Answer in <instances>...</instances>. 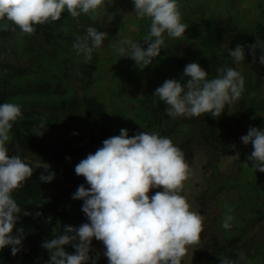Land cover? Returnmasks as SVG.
Masks as SVG:
<instances>
[{
  "label": "trees",
  "instance_id": "1",
  "mask_svg": "<svg viewBox=\"0 0 264 264\" xmlns=\"http://www.w3.org/2000/svg\"><path fill=\"white\" fill-rule=\"evenodd\" d=\"M122 2L127 4L128 0ZM178 2L182 22L188 28L178 39L165 34L166 47L151 65L141 68L133 60L127 66L126 70L133 73V97L130 98L141 100L139 95L143 91V100L146 99L156 112L155 126L149 132L170 137L192 125L189 139L196 140L213 160L204 166L206 186L201 192L204 199H213L212 195L224 187L238 194L236 203L222 202L225 210L236 214L230 229L222 227L220 215L204 220L202 245L195 250L194 264H220V255L237 259L240 250L251 264H264V172L255 171L254 162L248 160L252 146L232 142L229 129L225 128L230 120L238 128L264 129V64L258 62L260 50L253 63L254 57L248 48L257 43L258 37L264 40V0ZM96 21L97 12L73 19L65 11L59 21L36 26L37 31L31 36L22 34L19 29L12 32L0 28V103L13 102L22 106V115L11 129L12 140L7 147L10 156L19 154L34 169L24 188L13 194L22 210L31 213L25 216L22 211L14 229V232L24 229L23 247L15 256L11 254V246L0 250V264H47L50 253L42 243L61 234L64 226L79 227L88 222L82 211L83 200L72 198L79 185H88L84 177L76 175L75 167L68 161L94 153L105 139L120 134V130L115 129L116 123L112 130L101 126V121L111 118L109 106L94 91L108 64L101 57L102 47L94 50L93 59L87 63L72 47L76 37L84 34L86 26L97 27ZM139 33L142 35L141 31ZM140 43L144 45L143 40ZM238 44L244 45L246 52L239 66L229 55V49ZM103 48L104 52L108 50L107 46ZM112 52H115L114 47L113 51H107ZM192 62L199 63L209 73V78L216 76L219 67L236 68L245 78L241 99L226 106L218 118L211 114L172 118L166 114L167 106L154 94L167 79L186 83L190 77L184 76V68ZM122 68L119 60L115 70ZM139 79H145L146 83L142 85ZM125 109H121L123 117ZM41 121H45L47 127L43 135L38 136L33 133V127ZM121 124L120 129L127 128L132 136L133 131L136 134L145 131V126L135 120ZM165 124L170 126L169 130ZM177 146L181 148L180 144ZM231 149L235 153L234 162L228 171H222L219 158ZM51 160L62 163V169L50 164ZM44 166H49L48 171L56 174L51 182L40 180ZM250 177L255 187L250 185ZM92 249V257L100 253L96 264H108L101 241L93 239ZM65 250L75 252L71 244L66 245Z\"/></svg>",
  "mask_w": 264,
  "mask_h": 264
},
{
  "label": "clouds",
  "instance_id": "2",
  "mask_svg": "<svg viewBox=\"0 0 264 264\" xmlns=\"http://www.w3.org/2000/svg\"><path fill=\"white\" fill-rule=\"evenodd\" d=\"M115 0H0V28L22 34L34 35L38 25L59 21L67 11L73 19L90 15ZM134 14L150 21L143 41L131 37L120 41L115 48L120 57H130L145 68L165 48V34L181 38L188 26L182 22L178 0H133ZM126 19V17H124ZM108 32L86 26L84 34L77 36L72 47L84 62L93 59L95 49L100 48ZM253 63L259 49V62L264 64V40L248 45ZM233 61L245 60V46L238 44L229 49ZM216 76L196 62L184 68L185 82L167 79L154 94L167 106L166 114L172 118L200 117L211 114L218 118L224 109L239 101L245 91V78L233 67H219ZM22 115L18 103H0V250L11 246V254L17 255L23 247L24 229L14 232L20 214L31 215L14 198V193L24 188L33 176V167L19 154L9 155L7 145L14 123ZM46 122L34 125L33 133L43 135ZM244 145H251L248 156L252 168L264 172V129L250 127L241 137ZM239 156V153H237ZM70 159V157H69ZM41 173L42 182H51L55 172ZM75 173L84 177L88 187L78 186L72 198L83 200L82 211L88 222L79 227L64 226L61 234L45 240L42 247L50 253L47 264H96L100 253L90 255L93 239L101 241L103 255L108 264H182L189 250L201 241L205 216L193 210L184 192L185 182L192 175V168L185 152L167 136L159 132L142 131L129 136L127 128L120 134L102 142V147L89 153L75 165ZM152 189H162L150 195ZM40 215V213H36ZM234 216L229 212L223 218L222 227L230 229ZM72 245L74 253L65 250ZM238 258L220 255V264H251L240 250Z\"/></svg>",
  "mask_w": 264,
  "mask_h": 264
},
{
  "label": "rangeland",
  "instance_id": "3",
  "mask_svg": "<svg viewBox=\"0 0 264 264\" xmlns=\"http://www.w3.org/2000/svg\"><path fill=\"white\" fill-rule=\"evenodd\" d=\"M122 1L123 0H115L114 4L106 3V5L102 8V10L101 9H99V11L97 10V21H96L97 29L99 31L108 32V37L101 46L103 50V52L101 53V57H104V63L105 61H108V64L107 65L105 64L103 68L104 69L103 76L97 75V77L99 76V79L102 81H109L110 84L112 85V89L110 90L113 91V96L102 98V101L107 103L106 100H108L110 103L115 104V106L116 105L119 106V109L117 110L116 114L122 119L121 121L119 119V121L122 122L121 125L123 124L127 125L128 123L133 122L135 120L136 122H140L141 125L145 126V131L149 132L155 126L154 121L157 120L156 112L152 107H150L146 99L143 100L145 98V94L142 95L144 93L143 91H141V95H139V99L141 100H138L137 98H130L133 97L131 95L132 92L131 80L133 79V73L130 70H126V68L127 66H130L133 63L132 62L133 60L130 57H120V56L116 57V51L112 53H107V51H113V47L115 49L116 47L119 46L120 43H118L119 40L117 39L119 38L117 36L123 34L127 38L131 36L132 33H136L138 28H141L142 22L148 25L150 23V22L146 23L145 21L140 22L139 18L135 16L133 0H128L127 4L123 3ZM252 11H255V9H252ZM124 17H126V19H124ZM104 18H106V20H104ZM147 28L144 29L145 32H147L146 31ZM132 39L134 40V38ZM111 42L112 44H110ZM104 46H107L108 48L106 52H104L105 50L103 48ZM119 60L122 61L123 68L121 70L120 69L115 70V65L116 63H119ZM239 65L240 63H238V66ZM114 71L117 72L115 73ZM140 79H139L140 83L144 85L146 83L145 79L144 80H140ZM124 82H127L125 86H124ZM123 89H127V90H124L123 92L122 91ZM155 106H157L156 103ZM125 108H128V110H126ZM121 109L126 110L125 117L122 116ZM116 126L120 127V125H116ZM165 126L166 129L169 130L170 126L168 124H165ZM225 128L229 129L228 133L232 137V142H237V143L239 142L242 143L241 137L243 135H246L249 130V127L238 128V126L235 123H231L230 120L227 122V125H225ZM192 129L193 127L192 125H190L188 127H185L184 130H182L180 133L174 132V134H172L169 137L173 140V142L176 145L179 144L181 145L182 150L185 152L186 159L192 168V175L185 182L184 192L182 194L187 195L189 202L192 204L193 210L200 212L202 215L205 216V219H209V218L212 219V217H215L216 215H220L223 219L224 216L228 214L230 211L225 210V208L222 206L223 205L222 202L224 200L227 201L231 200L233 203H236V201H238L239 198L238 194L231 193L226 187H224L221 188L220 191L214 193L212 195L213 199L211 200L204 199L201 196V192L204 190L206 186L205 178H204V174H205L204 166L205 164L212 163L213 160H210L209 156L206 154L205 149L201 145H199L196 140L189 139ZM133 132L134 135H136L135 131ZM132 134L133 133L131 132V135L129 134V136H132ZM244 146H248V145H244ZM84 158H86V156H77L71 158L68 161V164L70 166L75 167V165ZM234 159H235L234 150L231 149L227 152H223L219 158L220 169L222 171H228L229 170L228 168L230 165L233 164ZM49 163L53 165L55 164L61 169L63 167L62 163L57 164L53 160H51ZM249 181L252 187L256 186V183L253 181V178L250 177ZM156 191H162V189H152L150 195L155 194ZM232 215L234 216V219H236V214L233 213ZM232 222H233L232 224L235 223L234 220ZM201 245H202V237L200 243L198 245L193 246L189 250L188 255L184 258V264H194V260L196 256L195 250Z\"/></svg>",
  "mask_w": 264,
  "mask_h": 264
},
{
  "label": "crops",
  "instance_id": "4",
  "mask_svg": "<svg viewBox=\"0 0 264 264\" xmlns=\"http://www.w3.org/2000/svg\"><path fill=\"white\" fill-rule=\"evenodd\" d=\"M139 21L140 22L145 21L146 23L149 22V20L147 18H145V19H139ZM142 26H143V28H142ZM142 26H141V28H138L137 29V32L136 33H132L131 34L132 37L129 36L131 38H134L135 42H140V41L142 42L144 36L148 32V28L147 27H149V25L142 22ZM146 28H147V30H146L147 32L144 31V29H146ZM140 31L142 32V35L139 33ZM117 37L119 38V39H117V40H119L118 43H120L121 40H123V39L126 38L123 34H120ZM145 47H147V46H145ZM97 84H96L97 87L94 88L95 89L94 91H95V93L97 95L101 96V98H106V97H109V96H113V93L110 92L111 91L110 89H112V85L110 84L109 81H102V82H100V80H99L97 82ZM126 84H127V82H124V86ZM124 90H127V89H124ZM106 101H107L106 104L109 106V111H110V114H111V118L108 119L107 121H102L103 123L101 122V126L106 127L108 129L112 130V125H115V123L117 125H120L119 124L120 117L118 115H115L116 114L115 111L118 110L119 106L118 105L115 106V104L110 103L108 100H106ZM115 129L120 130V127L119 126H116Z\"/></svg>",
  "mask_w": 264,
  "mask_h": 264
}]
</instances>
